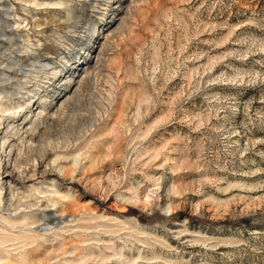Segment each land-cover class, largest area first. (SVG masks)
<instances>
[{
    "label": "rangeland",
    "instance_id": "374dc122",
    "mask_svg": "<svg viewBox=\"0 0 264 264\" xmlns=\"http://www.w3.org/2000/svg\"><path fill=\"white\" fill-rule=\"evenodd\" d=\"M0 264H264V0H0Z\"/></svg>",
    "mask_w": 264,
    "mask_h": 264
}]
</instances>
